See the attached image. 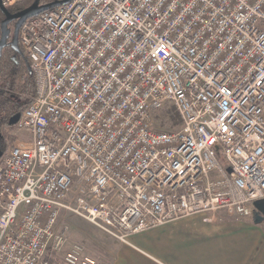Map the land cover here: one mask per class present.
Instances as JSON below:
<instances>
[{
    "label": "built area",
    "instance_id": "1",
    "mask_svg": "<svg viewBox=\"0 0 264 264\" xmlns=\"http://www.w3.org/2000/svg\"><path fill=\"white\" fill-rule=\"evenodd\" d=\"M19 44L36 98L0 161V264H100L63 213L124 244L194 215H254L264 0H72L28 18ZM172 107L180 128L159 130Z\"/></svg>",
    "mask_w": 264,
    "mask_h": 264
},
{
    "label": "crops",
    "instance_id": "2",
    "mask_svg": "<svg viewBox=\"0 0 264 264\" xmlns=\"http://www.w3.org/2000/svg\"><path fill=\"white\" fill-rule=\"evenodd\" d=\"M171 225L174 235L179 241H185L182 242L186 244L185 249L195 257L194 262L185 264H264V220L256 222L255 213L243 219L225 215L213 223H206L202 218L201 221L181 220L158 228ZM142 234L134 235L131 239ZM185 236L192 239L181 240ZM131 239L130 244L115 239L118 245L112 248L99 243L97 251L103 258L100 264H150L134 253L137 247Z\"/></svg>",
    "mask_w": 264,
    "mask_h": 264
},
{
    "label": "rangeland",
    "instance_id": "3",
    "mask_svg": "<svg viewBox=\"0 0 264 264\" xmlns=\"http://www.w3.org/2000/svg\"><path fill=\"white\" fill-rule=\"evenodd\" d=\"M155 121V126L159 130L173 132L180 128V123L175 110L173 111L171 108H167L165 111L156 113ZM11 137L13 139L11 146L21 139L26 140V138H28L25 135L20 136L16 133L15 129L12 131ZM201 218V215H194L181 220L201 221ZM60 224L69 226V240L71 243H83L87 247L88 252L92 256L98 258L99 262L101 260L103 261V258L100 257L97 251L99 250V243L108 245L107 248H112L114 245H118V242L112 236L106 234L104 231L95 227L85 219L71 213H63L60 218ZM171 227L173 226L171 225L165 228L156 227L144 232L142 235L133 237L131 240L135 245V248L137 247V251L133 250L134 253L143 257L146 261H149L150 264H185L194 262V255L191 256L190 252L184 247L186 244L182 243L185 241H179L178 237H176L172 232ZM190 239L192 238L189 236L181 237V240L188 241ZM62 258V255L57 256V262H62Z\"/></svg>",
    "mask_w": 264,
    "mask_h": 264
},
{
    "label": "trees",
    "instance_id": "4",
    "mask_svg": "<svg viewBox=\"0 0 264 264\" xmlns=\"http://www.w3.org/2000/svg\"><path fill=\"white\" fill-rule=\"evenodd\" d=\"M49 1L42 0V3L46 4ZM33 2L34 0H23L11 9L13 12L20 11L30 6ZM4 19L5 15L0 9V38L1 25ZM11 29H13L12 25ZM12 39L13 33H11L7 45L0 54V117H4L6 114H8L7 117H11L19 112L23 114L24 110L36 98V80L30 68V61L20 44V51L18 52L11 47L10 42ZM171 109L175 110L173 107ZM176 115L179 120L177 113ZM12 129L14 131L15 127ZM12 140L11 137V142ZM58 262L54 257L51 264H58ZM59 264L64 263L60 261Z\"/></svg>",
    "mask_w": 264,
    "mask_h": 264
},
{
    "label": "water",
    "instance_id": "5",
    "mask_svg": "<svg viewBox=\"0 0 264 264\" xmlns=\"http://www.w3.org/2000/svg\"><path fill=\"white\" fill-rule=\"evenodd\" d=\"M71 1L72 0H56L53 2L43 4L42 0H34V2L30 6L16 13H12L9 11L8 8H6L3 5L2 0H0V9L5 15V19L1 25L0 54L2 53L3 48L7 45L8 39L11 33H13V39L10 42L11 47L17 52L20 51L19 33H20V29L23 23L28 18L37 16L55 7L66 5ZM12 22H16L14 25L13 32L9 28V25ZM19 120H20V114H17L14 117H12L10 123L12 125H16L19 122ZM253 205L255 208L256 222L263 221L264 220V199H259V200L254 201Z\"/></svg>",
    "mask_w": 264,
    "mask_h": 264
},
{
    "label": "flooded vegetation",
    "instance_id": "6",
    "mask_svg": "<svg viewBox=\"0 0 264 264\" xmlns=\"http://www.w3.org/2000/svg\"><path fill=\"white\" fill-rule=\"evenodd\" d=\"M12 13H16L18 11L13 12L12 9L9 10ZM16 22H12L9 25V28L11 29V25L13 26L14 29V25ZM11 29V30H13ZM13 32V31H12ZM17 114H20V118L22 116V113L19 112ZM15 114V115H17ZM8 114H6V116L4 117H0V161L9 153L10 149H11V133L13 131V127L16 128V125H12L10 123L12 117H14L15 115L11 116V117H7ZM8 118V119H7Z\"/></svg>",
    "mask_w": 264,
    "mask_h": 264
}]
</instances>
